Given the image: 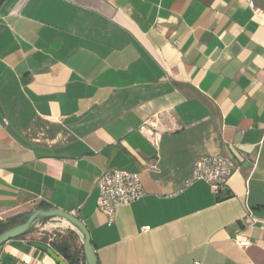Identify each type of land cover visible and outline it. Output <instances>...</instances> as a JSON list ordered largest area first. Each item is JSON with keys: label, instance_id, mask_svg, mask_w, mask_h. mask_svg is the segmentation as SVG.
Listing matches in <instances>:
<instances>
[{"label": "crops", "instance_id": "crops-1", "mask_svg": "<svg viewBox=\"0 0 264 264\" xmlns=\"http://www.w3.org/2000/svg\"><path fill=\"white\" fill-rule=\"evenodd\" d=\"M218 154L225 191L187 185ZM116 169L145 195L108 225ZM38 208L78 216L99 264H264V0H0V219ZM48 220L0 264H59Z\"/></svg>", "mask_w": 264, "mask_h": 264}, {"label": "built area", "instance_id": "built-area-1", "mask_svg": "<svg viewBox=\"0 0 264 264\" xmlns=\"http://www.w3.org/2000/svg\"><path fill=\"white\" fill-rule=\"evenodd\" d=\"M253 6V1H250ZM241 170L233 158L225 155H206L194 162L193 172L187 180V185L197 181L206 182L212 192L220 195L228 186L229 180L236 172ZM99 196L97 201L98 209L107 217L108 225L115 221L117 210L122 205H129L139 201L145 195V189L139 174L129 170H110L103 172L97 180ZM250 221H255L252 211L249 209ZM150 229L149 226L143 227ZM236 242L247 247L250 240H238Z\"/></svg>", "mask_w": 264, "mask_h": 264}, {"label": "water", "instance_id": "water-1", "mask_svg": "<svg viewBox=\"0 0 264 264\" xmlns=\"http://www.w3.org/2000/svg\"><path fill=\"white\" fill-rule=\"evenodd\" d=\"M48 219L68 221L72 225L69 229L77 232L82 239L85 264H99V259L92 243V237L88 227L75 214L58 208H38L26 213L17 224L11 226L0 234V247L9 240L26 235L35 227L36 222ZM35 245L38 248L47 251L59 264H66V260L52 247L39 242L35 243Z\"/></svg>", "mask_w": 264, "mask_h": 264}, {"label": "trees", "instance_id": "trees-1", "mask_svg": "<svg viewBox=\"0 0 264 264\" xmlns=\"http://www.w3.org/2000/svg\"><path fill=\"white\" fill-rule=\"evenodd\" d=\"M17 223H12L8 219L0 220V234ZM75 236L76 233L69 230L66 237L52 240L51 246L59 253V255L64 257L67 264H85L83 245L80 248L76 246Z\"/></svg>", "mask_w": 264, "mask_h": 264}, {"label": "rangeland", "instance_id": "rangeland-1", "mask_svg": "<svg viewBox=\"0 0 264 264\" xmlns=\"http://www.w3.org/2000/svg\"><path fill=\"white\" fill-rule=\"evenodd\" d=\"M0 220H2V219H0ZM49 220H47L46 222H48ZM61 222H58V223H47L46 225H45V227H51V228H46V231L47 232H52V233H58V231L59 230H62V231H69L70 229H68L66 226H63V225H61L60 224ZM53 227V228H52ZM36 231H43V232H46V231H44V229H43V227L41 228V226L40 227H38L37 229H36Z\"/></svg>", "mask_w": 264, "mask_h": 264}, {"label": "bare ground", "instance_id": "bare-ground-1", "mask_svg": "<svg viewBox=\"0 0 264 264\" xmlns=\"http://www.w3.org/2000/svg\"><path fill=\"white\" fill-rule=\"evenodd\" d=\"M60 224L66 226L67 228L72 227V225L66 220H62ZM39 225H40L39 222H36L35 226H39ZM45 225H42L41 227H45Z\"/></svg>", "mask_w": 264, "mask_h": 264}]
</instances>
